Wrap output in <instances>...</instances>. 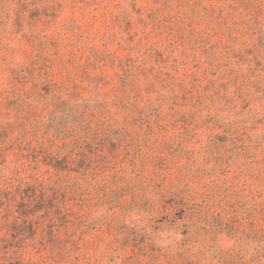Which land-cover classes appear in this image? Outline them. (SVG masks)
Instances as JSON below:
<instances>
[{"label": "rangeland", "instance_id": "374dc122", "mask_svg": "<svg viewBox=\"0 0 264 264\" xmlns=\"http://www.w3.org/2000/svg\"><path fill=\"white\" fill-rule=\"evenodd\" d=\"M0 264H264V0H0Z\"/></svg>", "mask_w": 264, "mask_h": 264}]
</instances>
